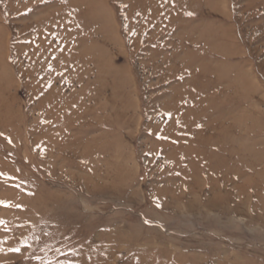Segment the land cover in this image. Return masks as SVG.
<instances>
[{
    "label": "rangeland",
    "instance_id": "374dc122",
    "mask_svg": "<svg viewBox=\"0 0 264 264\" xmlns=\"http://www.w3.org/2000/svg\"><path fill=\"white\" fill-rule=\"evenodd\" d=\"M0 202V264H264V0H0Z\"/></svg>",
    "mask_w": 264,
    "mask_h": 264
},
{
    "label": "bare ground",
    "instance_id": "6f19581e",
    "mask_svg": "<svg viewBox=\"0 0 264 264\" xmlns=\"http://www.w3.org/2000/svg\"><path fill=\"white\" fill-rule=\"evenodd\" d=\"M71 56H72V54H71ZM71 58H73V56L71 57ZM118 87V86H117ZM178 107H179V105H178ZM201 131H200V133H202L203 135H205V138L204 137H201V138H203L201 141L203 142V146H200L201 148H197L196 150L199 152V156H202V154L203 155H207L209 152H210V148L208 147V146H211L213 143L215 144H218L219 146H223V143L224 142H222L221 140H220V136L219 137H217V139H214V138H209V134L207 133V132H204L203 133V130L202 129H200ZM214 130V129H213ZM197 131V130H196ZM205 131V130H204ZM168 130H165V132H164V136L166 135V136H168ZM174 138V140L171 142L170 141V143L172 144L173 143V146H175V147H173V148H179L180 147V144L182 143L181 141H182V137H173ZM196 138V137H195ZM205 140V141H204ZM177 141V142H176ZM205 144V145H204ZM221 151L222 150H220L219 152L221 153ZM198 156V157H199ZM223 166V165H222ZM222 166H218L217 168L219 169V168H221ZM211 168V167H210ZM196 173V172H195Z\"/></svg>",
    "mask_w": 264,
    "mask_h": 264
},
{
    "label": "snow or ice",
    "instance_id": "6c2138e0",
    "mask_svg": "<svg viewBox=\"0 0 264 264\" xmlns=\"http://www.w3.org/2000/svg\"><path fill=\"white\" fill-rule=\"evenodd\" d=\"M0 203H3V202H0ZM17 251L19 250V249H16Z\"/></svg>",
    "mask_w": 264,
    "mask_h": 264
}]
</instances>
